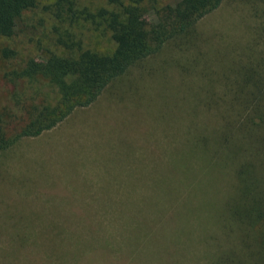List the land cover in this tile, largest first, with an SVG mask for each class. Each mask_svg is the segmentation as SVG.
<instances>
[{
  "label": "rangeland",
  "instance_id": "1",
  "mask_svg": "<svg viewBox=\"0 0 264 264\" xmlns=\"http://www.w3.org/2000/svg\"><path fill=\"white\" fill-rule=\"evenodd\" d=\"M32 14L19 21L16 38L37 48L47 40L45 29L30 26L38 22ZM44 22L50 29L51 19ZM262 23L249 5L225 0L199 21L196 37L166 43L91 105L5 150L0 264H225L227 255V264L230 255L250 264L242 253L249 222L237 207L251 185L237 173L251 164L264 199V147L248 128L236 129L242 117L236 134L218 123L220 115L233 121L225 110L235 81L251 55L264 53ZM82 24L75 31L85 42L108 47Z\"/></svg>",
  "mask_w": 264,
  "mask_h": 264
},
{
  "label": "trees",
  "instance_id": "2",
  "mask_svg": "<svg viewBox=\"0 0 264 264\" xmlns=\"http://www.w3.org/2000/svg\"><path fill=\"white\" fill-rule=\"evenodd\" d=\"M224 1L105 0L104 5L91 8L78 6L77 0H0V38L5 41L0 45V80L7 82L8 91V103L0 102V155L21 139L56 127L75 109L94 103L111 81L159 52L166 43L196 37L199 21ZM240 1L256 15H264V0ZM28 12L38 19L30 26L45 29L46 45H42L43 39L37 41V48L35 40L17 41L19 21ZM148 13H154L152 22ZM47 16L50 29L44 22ZM82 23L96 36L107 37L108 47L85 42L83 34L75 31ZM247 65L235 81L231 106L226 104L225 111L233 121L220 115L218 124L236 134L234 126L242 117L236 129L248 128L255 138L252 140L264 147V53L258 58L251 55ZM253 168L243 164L237 173L240 184L251 185L243 189V200H239L243 209L237 207V212L241 221L249 222L243 245L249 249L242 252L246 261L264 264V238L255 230L258 226L264 229V199L255 184ZM239 262L240 258L230 255L229 264Z\"/></svg>",
  "mask_w": 264,
  "mask_h": 264
},
{
  "label": "crops",
  "instance_id": "3",
  "mask_svg": "<svg viewBox=\"0 0 264 264\" xmlns=\"http://www.w3.org/2000/svg\"><path fill=\"white\" fill-rule=\"evenodd\" d=\"M53 129V128H52ZM41 135V134H40ZM39 136V135H38ZM36 137V136H35Z\"/></svg>",
  "mask_w": 264,
  "mask_h": 264
}]
</instances>
